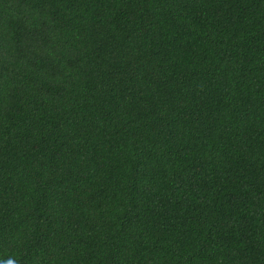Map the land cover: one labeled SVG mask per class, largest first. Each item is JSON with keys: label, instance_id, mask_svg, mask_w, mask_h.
<instances>
[{"label": "trees", "instance_id": "16d2710c", "mask_svg": "<svg viewBox=\"0 0 264 264\" xmlns=\"http://www.w3.org/2000/svg\"><path fill=\"white\" fill-rule=\"evenodd\" d=\"M264 264V0H0V264Z\"/></svg>", "mask_w": 264, "mask_h": 264}, {"label": "clouds", "instance_id": "9594fccd", "mask_svg": "<svg viewBox=\"0 0 264 264\" xmlns=\"http://www.w3.org/2000/svg\"><path fill=\"white\" fill-rule=\"evenodd\" d=\"M8 264H15V262L14 261H9Z\"/></svg>", "mask_w": 264, "mask_h": 264}]
</instances>
